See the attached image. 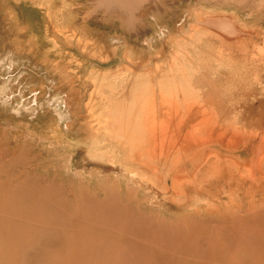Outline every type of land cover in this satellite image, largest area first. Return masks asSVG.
Here are the masks:
<instances>
[{
  "label": "rangeland",
  "instance_id": "1",
  "mask_svg": "<svg viewBox=\"0 0 264 264\" xmlns=\"http://www.w3.org/2000/svg\"><path fill=\"white\" fill-rule=\"evenodd\" d=\"M171 36L174 44H166L164 40ZM149 51L158 54L151 64L146 60ZM62 73L87 93L101 91L105 113L124 120L125 129L120 132L125 134L114 140L107 137L103 150L84 155L76 129L71 131L66 125L73 117L63 115L66 94L60 92ZM149 79L157 84L159 97L160 90L173 94L182 112H186L185 105L194 103L191 125L214 111L219 122L264 134V0H0V160L12 159V174L25 168L38 174L47 171L50 179L41 175L33 184L36 188L52 182L45 193L34 198L42 210L29 219L33 221L27 224L30 229L52 219L48 230H69L67 220L74 222L79 216L95 213L87 202L100 199L97 192L120 184L119 174L96 173L88 167L96 162L109 168L102 153L129 152L133 147L130 139L138 142L144 138L139 109L129 112V105L149 88ZM56 92L62 98L50 102ZM38 94L41 97L36 105ZM116 98L124 101L119 112L114 111ZM130 117L134 118L127 120ZM178 117L179 113L172 117L165 110L156 116L158 122L174 118V123ZM132 129L135 135L129 138ZM202 131L197 135L202 136ZM175 157L178 161V153ZM184 162L195 164L197 159ZM114 170L120 172L117 167ZM15 186L8 183L7 188ZM2 204L0 199L1 218L12 221L0 229V254L20 239L21 235L12 238L9 229L24 219ZM36 235L20 243L28 253L19 264H58L70 252L54 238ZM129 240L160 258L143 264H214L210 258L191 261L175 249L145 243L139 235ZM113 245L119 256L116 259L125 258L120 251L127 248L125 244L115 241ZM85 260L82 257V264ZM90 260L95 264V259ZM100 261L105 264L102 258ZM249 261L245 257L235 264H251Z\"/></svg>",
  "mask_w": 264,
  "mask_h": 264
},
{
  "label": "bare ground",
  "instance_id": "2",
  "mask_svg": "<svg viewBox=\"0 0 264 264\" xmlns=\"http://www.w3.org/2000/svg\"><path fill=\"white\" fill-rule=\"evenodd\" d=\"M128 1L118 0L121 3ZM172 37L165 39V43L174 42ZM156 56L157 53L150 52L145 58L151 64ZM174 58L173 55L169 60L168 65L171 67ZM53 67L58 70L56 66ZM59 78L62 80L60 92L66 94L63 115L74 119L66 125L71 131L76 129L77 138L83 142L81 146L85 147L84 155L103 150L107 137L114 140L125 134L120 132L125 129L124 120L120 116L109 117L105 113L106 103L102 101L101 91L87 93L64 73ZM148 85L149 88H143L140 96L131 100L129 105V112L139 109L140 125L146 131L144 138L137 137L138 142L130 139L133 147L129 152L110 155L109 150L102 153L109 168L96 162L88 167L96 173L113 171L119 174L121 181L116 179L115 183L119 181L120 184L111 186L107 192H97L100 199L87 202V206L93 207L95 213L79 216L74 222L67 220L69 230H48L47 227L54 223L52 219L38 222L39 230L30 229L27 224L33 221L29 219L42 210L34 198L45 193L52 182L38 188L33 184L41 175L47 177L42 179H50L49 173L38 174L25 168L12 174V159L0 160V199L11 214L24 217L16 221L15 228L9 229L11 237H21L3 248L0 264H8L16 259L17 262L13 264H19L25 260L27 250L20 248L25 246L20 243L33 238V233L37 234L34 237L39 236L41 239L54 238L56 243L70 249L63 260L57 261L58 264H82V257L86 259L84 264H93L91 258L96 260L95 264H100L101 258L105 264H143L160 259L144 247L136 248L135 243L129 240L136 235L145 243L175 249L177 254L191 261L210 258L214 264H235L248 257L251 264L255 260L264 264V134L259 131L244 132L232 127V124L219 122L214 111L208 115L210 110H206L208 117L203 113L207 118L201 115L204 119L191 125L194 103L185 105V114L173 94L165 95L160 90L159 97L157 84L149 79ZM60 92H56L50 102L54 99L60 101ZM40 97L38 94L36 105ZM115 102L114 111L119 112L124 101L116 98ZM163 110L172 117L174 112L179 113L176 122L174 118L172 121L158 122L157 113ZM180 112L184 113V118ZM201 130L202 136H198ZM133 132L134 129L127 136L133 137ZM143 145L147 149H143ZM193 147L197 151H193ZM174 149H177L178 161L174 158L177 154ZM28 159L31 161V158ZM191 159H197V163L184 162ZM116 167L120 172L114 170ZM4 177L8 178L3 180ZM8 183H14L15 188H7ZM170 217L177 218V222ZM3 218L0 216V219ZM5 218L0 221V229L12 221L9 219L6 222ZM115 241L127 247L120 250L126 255L121 260L116 259ZM233 247L236 250L232 252L230 248ZM246 248L252 249L245 251ZM48 257H52L50 253Z\"/></svg>",
  "mask_w": 264,
  "mask_h": 264
}]
</instances>
